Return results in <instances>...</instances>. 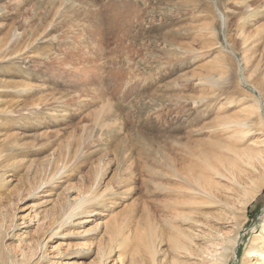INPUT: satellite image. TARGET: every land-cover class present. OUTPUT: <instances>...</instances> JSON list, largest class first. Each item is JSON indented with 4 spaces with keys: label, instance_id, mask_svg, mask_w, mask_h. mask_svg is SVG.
Listing matches in <instances>:
<instances>
[{
    "label": "rangeland",
    "instance_id": "1",
    "mask_svg": "<svg viewBox=\"0 0 264 264\" xmlns=\"http://www.w3.org/2000/svg\"><path fill=\"white\" fill-rule=\"evenodd\" d=\"M36 38L35 48L13 51ZM21 85L36 88L33 94L18 93ZM16 112L22 117L10 115ZM229 115L251 119L245 128L253 131L240 146L262 152L264 0H0V151L18 142L30 154L19 177H6L7 192L0 196V220L7 215L8 226L19 227L8 244L31 239L42 244L64 220L67 198L78 197L70 192L76 187L83 189L82 197L102 193L118 203L100 221L65 227L64 235L47 245L43 264L71 263L72 252L67 256L63 245L83 240L64 236L99 222L98 232L86 239L109 245L106 227L114 222L131 237L115 244L108 264H153L141 241L150 220L168 235L156 264H177L168 249L171 238L181 236L165 224L170 214L165 205L173 202L172 189L188 185L183 175L197 167L194 152L218 147L215 137L230 145V131L219 129ZM66 150L71 159L64 161L59 152ZM251 152L257 157L253 181L262 190L244 216L237 214L241 261L230 258L229 264H245L244 254L255 236H262L264 158ZM58 160L72 165L54 178ZM133 177V192L121 200ZM39 179L44 180L40 191V184L31 185ZM223 183L221 188H229ZM107 188L111 191L104 193ZM46 191L53 196L45 198ZM226 195L234 196L223 192L221 199ZM43 198L50 202L41 205ZM178 200L191 202L184 194ZM238 200L240 208L246 204L244 195ZM172 225L188 230L181 219ZM96 253L93 248L84 264H92ZM40 256L41 251L30 264Z\"/></svg>",
    "mask_w": 264,
    "mask_h": 264
},
{
    "label": "bare ground",
    "instance_id": "2",
    "mask_svg": "<svg viewBox=\"0 0 264 264\" xmlns=\"http://www.w3.org/2000/svg\"><path fill=\"white\" fill-rule=\"evenodd\" d=\"M37 40L38 38H36V40L32 44L23 43V45H19V48H16L17 50L14 49L13 51H17V53H19V51L23 49H28L31 45L38 43ZM35 46L36 45H33V48H35ZM35 52L36 50H34V53ZM7 56L8 55L3 56L2 60H8ZM245 62H247L246 65L248 68L250 62H248L247 59H245ZM10 88L12 87H9V89ZM15 88L16 87H14L13 89ZM35 88V85H21L20 87L18 86V89H21L18 93H24L25 91H27L26 93L33 94V90H35ZM10 115H13L15 118L22 117V114L20 112L12 113ZM222 120L226 122H224L219 129H222V133L223 131L226 132L225 130L230 131L228 133L229 141L227 142L230 145L223 146L222 143H224V138L215 137V139L219 141L218 147H215L211 151L207 152H204L206 150L203 151V149H200L198 153L194 152L196 158L198 157L196 162L197 167L196 169H194V171H190L188 173L185 172L183 175V177H185L184 180H186V183L188 185L183 186L178 191L172 189L173 191L170 193L173 194V197H171L170 199L173 202L169 203L170 205H165L166 210L170 212L169 215L164 217L165 224L169 226L171 230L177 231V233L181 236H175L171 238L170 242L173 243V245L170 246V249H168V253H170V256H173V262H176L177 264H229L230 258L231 260L235 259V261H241L239 259L238 251L240 234L236 233V228L238 229L240 227V221L237 217V214L241 213L244 216V212L247 209V204L251 203L254 200L255 196L259 195L262 190L260 185L253 181V174L256 171V165L254 164V161L257 157L251 155L249 151H252L256 155L259 153L260 158L262 159V157L264 158V149L262 150V152H258L253 150L252 148H242L240 146V144L243 146V143H241L242 139H244L243 137H245V135L250 131H253L252 129L249 131V129L245 128L247 125L246 123L251 120L249 117H246L244 121H240L237 118L233 116L231 117L229 115V118H223ZM259 120L264 122V117L261 116ZM218 121L220 122L221 119ZM1 123H3V121L0 119V124ZM233 126L235 127L232 129ZM232 132H238V134L241 135L242 138L231 136L230 134ZM26 149L27 146L25 143L19 144L18 142H9V144L0 151L1 197L5 196L7 192L5 189L7 181L6 177H19L20 173L25 168V162H28V159L26 158H28L27 156L30 155ZM80 149L81 147H78V150ZM67 151L68 150H66L65 152H59L60 155H63L64 161L67 158L71 159V155L67 154ZM78 152L79 151H73V157L75 159L79 154ZM33 165L34 163L32 164V166ZM70 165L72 164L66 165L64 164V162L61 164V162H59L58 160V162H56L57 171L54 172V178H56L62 170L68 168V166ZM98 167L101 168V163L98 164ZM31 169L32 167L29 166L28 170ZM131 174L132 171L129 172V175ZM37 180L35 181L36 183H32L31 185L40 184L37 189L38 191H40V189H42L43 187L44 180ZM223 181L229 182V188H221V185L224 184ZM134 182V177L129 179V183L125 188L126 191L124 192V196L121 200L129 197L127 196L129 192H133L134 189L132 186ZM58 186L59 184L57 183V185H54L52 187L54 189H57ZM93 186L94 184L92 185V187ZM107 191H111V189L107 188L104 193H106ZM229 191L233 192L234 196L226 195L225 198L221 199V195H223V192H225V194H228ZM70 192L73 194H78V197H75V199H72V197L67 198L65 203V207L67 208V210L64 216H62V219L64 220L62 221V223L61 220L57 221V224H61L56 230H54L50 235L46 237V240L42 242V244H40L39 242L36 244L32 239L29 241L22 240L19 245H17L16 243L15 245L8 244V240H11L14 237L17 238V234L15 233V231H17L19 227L14 222H11L12 224L8 226L7 215L4 218L7 225H5V221L0 220L1 264H30L32 260H36L34 259L36 253L40 251L41 256L37 259V264L45 263L48 259L45 255L47 251V245L54 242L56 240L55 238H57L59 235H64L62 231L65 229V227L76 228L81 225H90L96 220L100 221L101 218L107 216V211L112 209L114 207L113 205H116L117 203L113 200V198L105 200L102 193L96 194L92 197L89 196L90 193H87L82 197V195L80 194H82L83 189L79 187L74 188ZM46 194L47 196L45 198H51L53 196V192L51 191H46ZM181 194H184V196H188L191 202L188 203L187 200H178ZM242 195H244L246 204L242 205V207L240 208L239 204L241 203L238 198H240ZM232 197L234 198V200H231ZM45 198L40 201L41 205L50 202V200H45ZM54 205L55 207H57V204L55 202ZM173 205H179L180 208L175 210L174 208H172ZM186 207L190 208L193 213L187 212L185 210ZM215 207L216 210L213 209ZM97 208L100 210L97 211ZM97 214L100 215V219L98 218L94 220L93 216ZM75 217L78 218L75 219ZM73 219H75L76 221ZM180 219L183 223H187L190 233L188 232V230L184 231L172 225L173 222H178L180 221ZM101 224L102 223L99 222V224H97V226H95V228L93 229L87 227L88 229L85 228L87 230L77 233L76 235L73 233H69L64 236H78L83 240L82 242H77L76 244H74L73 242H68L67 244L63 245V249L66 250L65 252H67V256H69V253L72 252L70 254L72 256V259L69 258L70 261H72L71 263L69 262L67 264H84L83 259L89 256L93 248H97V257L96 259H94L92 264H108L112 256L111 254L115 252V244H118L120 242H127L131 238L128 234H125L124 226L118 222L110 223L106 227V232L112 238V241L109 245H103L99 242V240L91 241L90 237H88V239L85 238L93 230H97L98 232ZM230 227L234 228L231 230ZM144 230L146 233L141 236V241L143 242V246L146 251L145 253L150 256L152 263L156 264V258L159 255L158 251H160L159 247L162 246L165 241H167L168 235L164 232L163 225L159 226L158 223H154L151 220L148 222L147 227L144 228ZM261 233L262 236H255L258 238H255L253 240L252 245L244 254L243 262L245 264L248 263V260V264H252L253 260L256 261L255 264H264V225H262ZM259 238L261 239V241ZM157 242L159 243L157 244ZM254 242H256V244H254ZM58 247L52 248L53 250H59L60 248ZM19 258H21L20 261L18 260ZM50 264L61 263H58V261H52L50 262ZM131 264L136 263L132 262Z\"/></svg>",
    "mask_w": 264,
    "mask_h": 264
}]
</instances>
